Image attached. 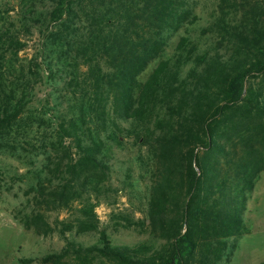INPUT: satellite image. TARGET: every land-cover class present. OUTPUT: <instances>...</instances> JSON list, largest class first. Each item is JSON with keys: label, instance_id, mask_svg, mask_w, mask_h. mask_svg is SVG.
I'll return each instance as SVG.
<instances>
[{"label": "trees", "instance_id": "trees-1", "mask_svg": "<svg viewBox=\"0 0 264 264\" xmlns=\"http://www.w3.org/2000/svg\"><path fill=\"white\" fill-rule=\"evenodd\" d=\"M47 1L45 31L71 105L20 222L41 235L58 229L64 245L19 263L222 264L226 239L248 231L247 196L264 172V0ZM206 1L215 8L195 37ZM31 19L21 23L28 32ZM25 44L14 22L0 24V149L41 78L43 60L30 59L26 73L16 64ZM120 122L151 158L153 181L135 223L147 238L117 245L98 229L89 191L107 169L100 134ZM49 214L70 216L51 223ZM72 231L98 238L84 245Z\"/></svg>", "mask_w": 264, "mask_h": 264}, {"label": "rangeland", "instance_id": "rangeland-1", "mask_svg": "<svg viewBox=\"0 0 264 264\" xmlns=\"http://www.w3.org/2000/svg\"><path fill=\"white\" fill-rule=\"evenodd\" d=\"M34 5V13H31ZM47 0H0V24L14 22L25 41V48L18 53L16 64L26 65L30 59L44 61L38 67L41 78L31 91L23 123L14 134L13 141L0 149V264H20V258L36 260L43 255L60 250L64 238L58 229L49 234H37L23 227L20 218L32 209L33 187L49 175L46 156L55 140L57 118L69 105L63 90L66 70L58 61L54 49L49 46ZM214 4L206 1L201 5L203 19L193 27L195 37L214 10ZM35 23L30 32L22 22ZM5 19V20H4ZM179 34L172 35L166 46L169 54L178 41ZM189 66L184 69H188ZM64 68V69H63ZM152 65L142 74L144 79ZM20 73L15 74L19 85ZM102 153L107 169L97 178L89 191L91 205L98 218V229L103 230L113 244H133L147 238L135 223L145 219L150 187L153 181V162L145 148L135 139L127 123L117 128L113 124L100 134ZM69 214H49L54 223ZM243 218L248 228L239 238L226 239L222 264H264V172L248 193ZM70 240L84 245L95 243L97 233L76 234L67 232Z\"/></svg>", "mask_w": 264, "mask_h": 264}]
</instances>
